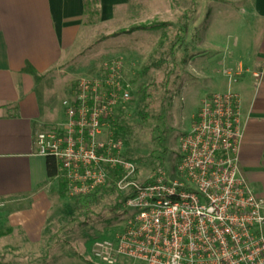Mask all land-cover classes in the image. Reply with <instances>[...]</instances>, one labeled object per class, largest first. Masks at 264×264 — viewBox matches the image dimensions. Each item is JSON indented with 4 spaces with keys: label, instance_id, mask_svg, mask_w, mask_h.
I'll list each match as a JSON object with an SVG mask.
<instances>
[{
    "label": "built area",
    "instance_id": "obj_1",
    "mask_svg": "<svg viewBox=\"0 0 264 264\" xmlns=\"http://www.w3.org/2000/svg\"><path fill=\"white\" fill-rule=\"evenodd\" d=\"M123 58L107 61L100 76L78 80L64 124L35 132L38 154L55 158L69 197L109 187L130 196L113 238L92 244L97 264H264V197L240 170V99L206 96L179 138L178 163L144 178L127 156L112 122L128 113L133 87Z\"/></svg>",
    "mask_w": 264,
    "mask_h": 264
},
{
    "label": "crops",
    "instance_id": "obj_2",
    "mask_svg": "<svg viewBox=\"0 0 264 264\" xmlns=\"http://www.w3.org/2000/svg\"><path fill=\"white\" fill-rule=\"evenodd\" d=\"M225 3L235 6L236 31L226 41H209L219 50L212 66L218 69L213 71L215 62H207L205 80L214 81L212 92L239 97L240 170L264 197V0ZM160 5V0H99L100 15L91 19L85 0H0V217L16 254L25 249L43 252L44 237L47 251L55 243L45 227L56 205V180L49 178L47 158L38 154L35 132L64 124L59 108L63 104L66 109L76 82L99 76L103 64L118 53L119 39H132L109 37L129 28H122L124 22L158 12ZM227 18L219 22L225 35L231 23ZM135 37L122 47L134 60L138 56L128 50L142 44L141 36ZM64 258L56 255L48 264L70 261Z\"/></svg>",
    "mask_w": 264,
    "mask_h": 264
},
{
    "label": "rangeland",
    "instance_id": "obj_3",
    "mask_svg": "<svg viewBox=\"0 0 264 264\" xmlns=\"http://www.w3.org/2000/svg\"><path fill=\"white\" fill-rule=\"evenodd\" d=\"M160 1L158 12H146L143 17L141 16L142 18H136L121 25L125 28L143 22L170 23L171 27L166 29L168 34L166 44L160 49L156 48L162 30L142 31L132 34L131 37L133 39L140 35L141 46L133 44L128 50L135 57L138 56V59H131L122 51L124 50L122 47H127L125 46L127 42L132 41L125 37L119 39L123 41L117 43L119 47L115 56L127 61L126 73L130 81L143 67L161 59L169 60L162 67L152 69L148 76L132 86L134 93L129 103L128 113L121 120L130 127V133L124 136L126 152L128 158L137 164L141 178L152 173L160 163L168 174L172 173L178 163L179 138L192 126L201 107L202 97L205 98V92L209 90L211 92L209 91L208 95L219 93L212 92L214 81L205 80L207 62H215L210 68L213 71L218 69L217 67L214 70L212 66L216 65L219 50L209 41L217 38L226 41L227 38L233 37L236 31L235 25H232L235 6L232 4L226 6L227 0H195V4L194 0ZM225 15L231 22L227 25L229 33L226 35L224 34L225 26L219 23L220 20L225 19ZM186 20H188L187 31L185 29L183 42L181 37L178 42L181 47L175 50L174 57L170 58L172 43L175 42L182 27L184 29ZM231 42L232 45L228 47L231 46L233 51V41ZM143 83L149 88L146 94L148 97L144 103L141 102L143 94L138 91L140 84ZM64 98H68V95L66 94ZM145 108L150 117L148 120H144L139 114ZM59 111V122L65 123L67 116L63 104L60 105ZM60 189L61 182L56 180V193L53 196L56 205L45 227L54 234L51 239L55 241L52 243L55 245L52 247L51 244L47 251L48 242L45 240L48 238L44 237L41 246L43 252L25 249L24 252L16 254L10 249L9 239L11 238L8 237L6 225L0 217V264H48V261H53L56 255L65 256L70 260L64 264H88V260L90 264H97L92 256L94 240L113 238L122 229V216L118 217V214L111 210L114 205V196L109 195L104 202L94 206L95 213L86 219L76 209L70 197L60 196ZM57 244L59 246L56 247ZM66 258L64 259L67 260ZM127 264L130 263L127 262Z\"/></svg>",
    "mask_w": 264,
    "mask_h": 264
},
{
    "label": "trees",
    "instance_id": "obj_4",
    "mask_svg": "<svg viewBox=\"0 0 264 264\" xmlns=\"http://www.w3.org/2000/svg\"><path fill=\"white\" fill-rule=\"evenodd\" d=\"M98 3H99V0H85L86 15L89 16L91 19H93L95 17H99V15H100V11L97 7ZM194 4H195V0H194ZM184 12H186V11H184ZM186 19H188V17H186ZM187 21L188 20H186V23L184 24V29L182 27L179 34L176 36L175 42L172 43V50L169 53L170 58H171V56L174 57L175 50H177L179 47H181V44L178 42H179L180 37H181L182 42H183V36H185L184 32H185V29L187 27ZM170 27H171L170 23L158 22V21H154V22H150V23L135 24V25H133L127 29H123L119 32L114 33L109 38H118V37L123 36V35H132L136 32H142V31H147V30H152V31L162 30L163 32L161 34V37H160L158 43L156 44V48L160 49L164 46V44H166V41L168 40V34L166 32V29H169ZM186 31H187V29H186ZM105 39H107V38H105ZM168 61H166V59H161L158 62H155L149 66L143 67L135 75L134 79L131 81L132 86H135L140 80H142L143 78L148 76V74L151 72L152 69H154V68L158 69V68L162 67ZM27 70L30 73H32L36 79H38V74L32 67H29ZM148 90H149V88L146 84H144V83L140 84L138 91H139V93L143 94V96L141 98L142 103H144L146 101V98L148 97L146 95ZM146 111H147V108H145L144 110H142L139 113L140 116L144 120H148L150 118ZM117 119H118V121L112 122L113 124L111 126V129L114 132L116 137L124 138V136H126L130 133V131H131L130 127L127 124H125L124 122L123 123L120 122L119 117H117ZM162 166H163V164L160 163L158 166L155 167V170H157L159 168H163ZM47 170H48V175H49L50 180H54L58 174V162L56 161L55 158H52V157L47 158ZM112 177H113V181L111 182L109 187H106V188L98 191L97 193H95L93 195H90L87 197H70L72 199V201L74 202V204L76 205V209L86 219H89V217L95 213L94 212V206L99 205L102 202H104L106 197L109 195L114 196V205L111 207V210L114 213H117L118 217H121L123 215L125 204H126L127 200L130 198V196L122 194L117 189V187L115 185V180L117 179L118 174H113ZM60 190H61V192H60L61 197H63V198L69 197L68 193H67V188L62 183H61V189ZM0 257H1V254H0Z\"/></svg>",
    "mask_w": 264,
    "mask_h": 264
}]
</instances>
